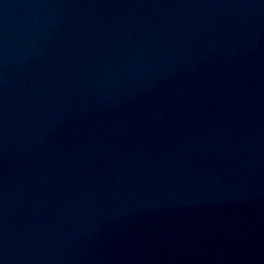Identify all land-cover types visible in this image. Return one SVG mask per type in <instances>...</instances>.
Here are the masks:
<instances>
[{
	"label": "water",
	"instance_id": "1",
	"mask_svg": "<svg viewBox=\"0 0 264 264\" xmlns=\"http://www.w3.org/2000/svg\"><path fill=\"white\" fill-rule=\"evenodd\" d=\"M96 264H264V0H32Z\"/></svg>",
	"mask_w": 264,
	"mask_h": 264
}]
</instances>
